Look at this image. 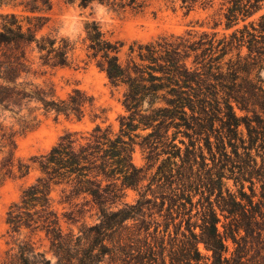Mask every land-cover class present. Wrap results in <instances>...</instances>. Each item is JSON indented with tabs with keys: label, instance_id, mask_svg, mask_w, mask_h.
Listing matches in <instances>:
<instances>
[{
	"label": "trees",
	"instance_id": "1",
	"mask_svg": "<svg viewBox=\"0 0 264 264\" xmlns=\"http://www.w3.org/2000/svg\"><path fill=\"white\" fill-rule=\"evenodd\" d=\"M65 1L83 8L98 3L122 11L142 9L137 0ZM182 1L189 14L191 2ZM255 4L260 10L264 0ZM236 7L225 15L227 29L238 24L236 17L244 11ZM4 8L20 9L25 16L0 13V106L33 99L57 117L83 121L94 109V99L86 92L76 89L65 100H49L17 85L27 72L31 47L46 66L72 64L73 46L67 39L53 34L38 37L48 23L45 14L51 11L52 0H0V10ZM252 14L246 11L243 21ZM258 27L251 23L222 39L192 32L162 37L132 45L123 61L124 45L106 38L98 24H88L87 60L106 74L112 88H124L125 115L119 118V132L101 125L89 133L67 132L48 154L36 157L33 163L41 175L8 211L10 233L19 235L25 229L45 233L58 264H100L104 254H94L98 246L132 257L133 246L124 238L131 222L144 228L146 249L154 253L147 243L151 227L146 220L168 202L170 213L188 216L170 264H264V87L251 81L244 87L240 81L247 80L239 78L245 71L243 47L249 44L251 52L254 43L261 44L258 37L264 41V16ZM5 147L10 154L1 165L11 176L16 167L13 136L2 135L0 148ZM137 148L147 168L134 163ZM30 167L19 163L18 170L26 176ZM130 189L139 191L134 204L124 201ZM56 193L64 206L62 214L55 208ZM92 210L97 224L84 228L75 241L64 235L63 219L76 222ZM92 235L95 240L89 242ZM139 236L132 243L140 242ZM200 244L209 257L200 253ZM16 259L17 264H50L29 242L19 246ZM147 262L160 264L155 258Z\"/></svg>",
	"mask_w": 264,
	"mask_h": 264
},
{
	"label": "rangeland",
	"instance_id": "2",
	"mask_svg": "<svg viewBox=\"0 0 264 264\" xmlns=\"http://www.w3.org/2000/svg\"><path fill=\"white\" fill-rule=\"evenodd\" d=\"M137 1L142 9L135 11L128 8L122 11L98 3L83 8L78 3L69 4L65 0H52V9L45 14L48 17V23L38 33V37L53 34L67 39L73 46L72 64L68 67L46 66L40 61L34 47H31L28 49L27 72L19 77L17 85L29 93L40 92L49 100H65L72 91L79 89L94 99V109L88 110V116L78 122L73 118L57 117L55 113L45 110L41 102L33 99L20 100L18 105L9 108L0 106V127L3 129L0 132V139L5 134L6 137L13 136L16 142V167L11 176L6 174V170L2 169L1 165L2 160L9 157V147L0 148V264H17L16 254L19 246L26 242L32 245L36 253L42 254L46 260L50 261V264H58V257L45 233H35L25 229L19 235H13L7 224L10 208L19 203L23 191L34 184L41 175L33 160L48 154L67 132L89 133L97 125L103 128L111 127L115 133L119 132V118L125 115L122 105L124 88H112L106 74L97 68L95 63L87 60L86 26L88 24L93 22L98 24L106 38L113 42L119 41L124 45L121 54L124 61L130 47L135 44H146L162 37L181 36L187 32L198 35L217 34V38L222 39L251 23L259 28L261 17L264 16V6L256 10L255 0H199L197 3L189 0L193 9L189 14H187V5H184L182 0ZM235 4L244 11L236 17L238 24L227 29L225 15ZM246 11L253 14L243 21V14ZM12 12L25 16L20 9L0 10V13ZM249 29L252 31L251 28ZM261 40L262 37H258V42L261 44L252 45L253 52H250L249 44L242 49V57L246 60L241 63V68L245 71H242L239 78L247 80L240 81L244 87L247 84L250 87L251 83L248 81L258 87H264V41L262 40V43ZM236 54L235 51L233 55ZM238 113L241 114L239 111ZM208 162L210 163L209 160ZM19 163L31 166L28 175L23 176L19 172ZM134 163L139 168L148 167L140 148L136 149ZM155 171L156 167L148 172L147 180L142 184L143 188L149 184ZM229 186L232 190L234 189L233 182H230ZM138 198L139 191L130 189L124 201L134 204ZM55 200V208L62 214L64 206L59 205L60 197L57 193ZM198 200L199 196L194 199V202ZM161 202V199H158L160 206ZM186 205L190 208V204L186 203ZM161 207L162 212H159L157 208L146 220L151 227L148 231L147 243L153 246L154 253L146 249L144 228L140 226V223L131 222L130 229L125 231L124 238L127 240L126 245L133 246L132 257L121 253H109L106 251L109 249L104 251L103 247L98 246L94 254L99 256L104 254L100 264H148L147 260L153 258L160 264H163L162 260L170 264L171 254L178 249V247L173 248V245L180 244L179 241L183 239L188 216L177 215L175 210L170 213L168 202ZM193 214H196V210ZM98 222L96 210H92L82 215L76 222L63 219L61 226L64 235H72L75 241L82 235L81 231L84 228L94 226ZM192 222H196V219ZM196 232L198 233L199 230L197 229ZM138 236L141 241L137 244L132 243L136 238L138 239ZM94 240L95 236L92 235L89 242ZM108 246L111 248V245L108 244ZM198 247L203 256L211 255L203 244ZM142 259L143 263H141Z\"/></svg>",
	"mask_w": 264,
	"mask_h": 264
}]
</instances>
